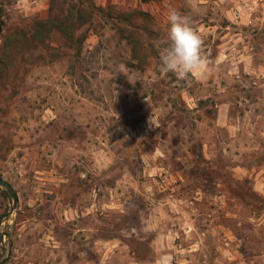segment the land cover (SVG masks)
Masks as SVG:
<instances>
[{
    "label": "rangeland",
    "instance_id": "1",
    "mask_svg": "<svg viewBox=\"0 0 264 264\" xmlns=\"http://www.w3.org/2000/svg\"><path fill=\"white\" fill-rule=\"evenodd\" d=\"M220 2L0 0V264H264V86L217 63ZM169 7L203 77L161 71Z\"/></svg>",
    "mask_w": 264,
    "mask_h": 264
},
{
    "label": "crops",
    "instance_id": "2",
    "mask_svg": "<svg viewBox=\"0 0 264 264\" xmlns=\"http://www.w3.org/2000/svg\"><path fill=\"white\" fill-rule=\"evenodd\" d=\"M219 1L230 30L218 46L217 63L227 57L233 71L255 76L251 85L264 86V0ZM227 38L231 41L228 44Z\"/></svg>",
    "mask_w": 264,
    "mask_h": 264
},
{
    "label": "clouds",
    "instance_id": "3",
    "mask_svg": "<svg viewBox=\"0 0 264 264\" xmlns=\"http://www.w3.org/2000/svg\"><path fill=\"white\" fill-rule=\"evenodd\" d=\"M188 2L191 4V0ZM166 21L169 27L159 51L161 71L172 72L180 79L203 77L209 71L210 61L203 55V40L189 16L169 7ZM158 264L167 261L161 258Z\"/></svg>",
    "mask_w": 264,
    "mask_h": 264
},
{
    "label": "trees",
    "instance_id": "4",
    "mask_svg": "<svg viewBox=\"0 0 264 264\" xmlns=\"http://www.w3.org/2000/svg\"><path fill=\"white\" fill-rule=\"evenodd\" d=\"M144 1H148V0H144ZM100 12H102L100 10ZM31 29L29 30L28 33H30L32 36L35 33H40V34H47L50 33L54 30H59L61 29V25L58 23V21H56L55 19H38L33 21V23L31 24ZM10 35H6L5 36V41L3 42V45L0 47V69L4 68V64H5V58L8 54L7 51V43L6 40L9 38Z\"/></svg>",
    "mask_w": 264,
    "mask_h": 264
},
{
    "label": "water",
    "instance_id": "5",
    "mask_svg": "<svg viewBox=\"0 0 264 264\" xmlns=\"http://www.w3.org/2000/svg\"><path fill=\"white\" fill-rule=\"evenodd\" d=\"M0 187H2L8 194V196L10 197V199L12 200L13 204H15L16 201V195L13 191V189L11 188V186L9 184H7L5 181H3L0 178ZM12 211V209L10 210V212Z\"/></svg>",
    "mask_w": 264,
    "mask_h": 264
}]
</instances>
